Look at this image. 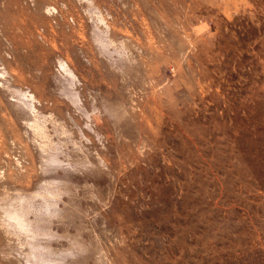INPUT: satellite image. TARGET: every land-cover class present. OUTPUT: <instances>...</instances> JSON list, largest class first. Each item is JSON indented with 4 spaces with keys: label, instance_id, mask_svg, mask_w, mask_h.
<instances>
[{
    "label": "rangeland",
    "instance_id": "rangeland-1",
    "mask_svg": "<svg viewBox=\"0 0 264 264\" xmlns=\"http://www.w3.org/2000/svg\"><path fill=\"white\" fill-rule=\"evenodd\" d=\"M0 264H264V0H0Z\"/></svg>",
    "mask_w": 264,
    "mask_h": 264
}]
</instances>
